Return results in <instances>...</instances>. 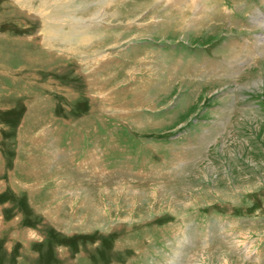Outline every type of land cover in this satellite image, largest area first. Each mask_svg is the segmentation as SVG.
Here are the masks:
<instances>
[{
  "label": "rangeland",
  "instance_id": "rangeland-1",
  "mask_svg": "<svg viewBox=\"0 0 264 264\" xmlns=\"http://www.w3.org/2000/svg\"><path fill=\"white\" fill-rule=\"evenodd\" d=\"M57 1L0 0V264H264V0Z\"/></svg>",
  "mask_w": 264,
  "mask_h": 264
},
{
  "label": "bare ground",
  "instance_id": "bare-ground-1",
  "mask_svg": "<svg viewBox=\"0 0 264 264\" xmlns=\"http://www.w3.org/2000/svg\"><path fill=\"white\" fill-rule=\"evenodd\" d=\"M20 1L22 3L28 2V0H20ZM43 1H45V5L42 6V2ZM109 1L110 0H103L101 2V4L102 3H106V2L108 3ZM57 3H60V1H57V0H40V3H39L40 4L39 8H41V6H42L41 9H43L45 11L47 10V13L45 14V16H46L45 19H47L48 22L47 23L44 22V24L47 26V28H49V30L51 29L50 30V32H51L50 34L53 37L52 41L56 40V41H59V42H68V41H70L72 39L71 37L73 36V37H77L76 39H74V41L76 40L75 41L76 43L81 44V43H83L85 41V39H88V40L91 39L93 35L91 36L89 31H83V30H79L77 28V27H79L80 24L84 23L83 20L82 21H78V22H74V20L70 19L71 16L69 14H67L66 8L63 7V6H58L59 4H57ZM102 5H104V4H102ZM26 10H28V9H26ZM98 14H99V12H98ZM64 25H71L72 30L69 31V32H64L63 30L60 29V26L63 27ZM90 26L91 25H89V27ZM45 32H46V30H45ZM48 33H49V31H48ZM76 33H79V34H76ZM82 34H84L85 36L83 37ZM51 36L45 37V40L49 41L50 40L49 37L52 38ZM96 36L98 37V34H96Z\"/></svg>",
  "mask_w": 264,
  "mask_h": 264
}]
</instances>
